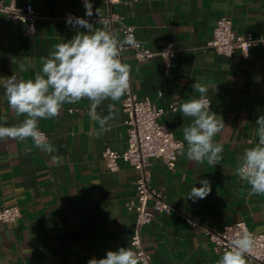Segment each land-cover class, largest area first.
<instances>
[{"label":"crops","instance_id":"crops-1","mask_svg":"<svg viewBox=\"0 0 264 264\" xmlns=\"http://www.w3.org/2000/svg\"><path fill=\"white\" fill-rule=\"evenodd\" d=\"M8 1L30 4L39 18L33 36H26L23 25L0 16V79L13 73L34 78L42 58L77 31L63 17L71 14L95 22V9H100L104 18L113 14L132 27L143 47L174 50L167 70L158 56L141 63L130 50L121 55L132 69L133 93L164 110L158 121L183 144L181 151H186L183 127L190 118L180 113L179 105L198 95L192 88L195 82L210 86V108L225 124L213 138L224 147L223 159L214 167L206 162L197 166L178 155L172 171L150 159L151 183L174 209L154 216L141 230L151 264H217L223 252L212 250L202 227L221 230L243 222L264 235V195L250 196V186L234 175L244 150L258 143L255 121L264 115V47L251 48L245 58L238 51L225 57L204 49L221 17L237 35L264 37V0H117L109 7L104 0H91L92 17L85 16L79 0ZM111 26L119 32L117 22ZM121 100H106L97 108L106 116L108 105L115 104L116 120L106 132L90 118L87 99L64 104L57 117L40 120L39 130L56 148L50 155L31 139L0 143V207L16 206L20 213L14 222H0V264H87L108 250L130 246L135 216L125 205L134 198L137 172L121 160L118 169L109 172L102 159L105 148H126ZM172 104L175 112L169 110ZM5 120L12 125L23 117L17 119L0 87V123ZM26 147L31 152L26 154ZM203 178L210 181L211 193L195 202L187 199L186 193L200 187ZM181 214L198 226H189Z\"/></svg>","mask_w":264,"mask_h":264},{"label":"clouds","instance_id":"clouds-1","mask_svg":"<svg viewBox=\"0 0 264 264\" xmlns=\"http://www.w3.org/2000/svg\"><path fill=\"white\" fill-rule=\"evenodd\" d=\"M85 16L92 17L91 0H83ZM98 20L90 22L81 17H69L68 23L76 28L75 35L59 43L42 58L40 71L32 79L16 74L0 79L4 98L17 119L16 124L0 123V143L9 141L26 142L31 139L35 147L46 154L56 151L54 144L42 139L39 121L59 115L64 104H75L83 99L90 102V118L99 124L101 132L110 130V121L116 120L115 104L108 105V115L97 112L106 100L118 102L130 86L131 66L123 62L122 52L128 47H139L134 35L122 36L95 9ZM99 24L100 27H96ZM84 29V31H80ZM20 71H25L21 63ZM137 71L139 69L137 68ZM198 95L179 105L180 113L190 122L183 127V142L186 151L179 155L197 166L214 167L223 159L224 147L214 137L225 127L223 118L210 108L208 95L210 86L200 82L192 85ZM255 124L258 143L246 148L234 168V175L250 186L249 195H264V115L257 117ZM31 147L24 149L31 152ZM55 159V157H54ZM200 187L192 186L186 193L187 199L195 202L206 198L212 191L207 178L199 179ZM243 227V225H240ZM255 245V233L245 230L231 241L217 264H247L246 255ZM87 264H138V253L133 247H119L108 250L102 258L92 257Z\"/></svg>","mask_w":264,"mask_h":264},{"label":"built area","instance_id":"built-area-1","mask_svg":"<svg viewBox=\"0 0 264 264\" xmlns=\"http://www.w3.org/2000/svg\"><path fill=\"white\" fill-rule=\"evenodd\" d=\"M83 2V0H79ZM106 5L117 2V0H104ZM4 15L9 20L23 25L24 35L33 36L38 14L30 4L17 6L12 1L0 0V16ZM71 14H66L63 20L68 23ZM111 25L118 23V30L122 36L134 35V29L120 23L117 16L109 14L105 18ZM70 24V23H68ZM135 36V35H134ZM264 47V37H253L252 34L237 35L231 27V22L221 17L216 21L212 32V38L205 44L204 49L214 50L216 53L229 57L235 51L245 58L253 47ZM125 50L133 52L137 62H145L155 56L162 59L164 68H169V61L174 57V50L166 46L159 51H152L143 47H128ZM171 112L176 111L174 104L169 106ZM121 111L125 115L126 148L122 152L105 148L102 152L103 162L109 172L118 169L119 160L132 167L137 175L134 181L135 195L126 205V211L133 213L135 223L130 238V247L138 253V264H151L150 256L146 252L141 238L143 226L151 222L154 216L168 215L174 211L173 206L166 200L163 192L155 188L151 183L150 159L160 160L167 170L175 168L178 155L183 144L174 138L169 127L158 121L164 110L157 108L148 99H139L132 91L131 84L122 97ZM42 139H46L43 131ZM20 216L16 206L0 207V222H14ZM182 219L191 227L198 223L191 217L181 214ZM243 225V227H240ZM245 230H249L243 222H236L224 226L221 230H213L202 227L203 235L212 244L215 253H222L228 249L231 241ZM253 232V231H252ZM255 233V232H254ZM246 258L252 264H264V235L255 233V245Z\"/></svg>","mask_w":264,"mask_h":264}]
</instances>
